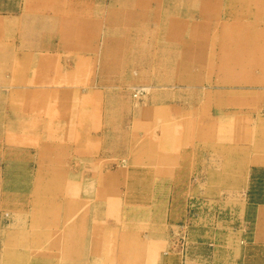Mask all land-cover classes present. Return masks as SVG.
I'll return each instance as SVG.
<instances>
[{"label": "rangeland", "instance_id": "374dc122", "mask_svg": "<svg viewBox=\"0 0 264 264\" xmlns=\"http://www.w3.org/2000/svg\"><path fill=\"white\" fill-rule=\"evenodd\" d=\"M111 130L160 150L194 133L222 165L202 197L172 199L121 171ZM252 152L264 0H0V264H264ZM141 203L175 212L167 247L119 239Z\"/></svg>", "mask_w": 264, "mask_h": 264}, {"label": "crops", "instance_id": "0c3cea01", "mask_svg": "<svg viewBox=\"0 0 264 264\" xmlns=\"http://www.w3.org/2000/svg\"><path fill=\"white\" fill-rule=\"evenodd\" d=\"M186 140L187 143L185 144L183 142L170 149L166 147L164 150H160L152 149L153 146L150 148H135V143L140 141V134L129 130H119L118 132L111 130L100 137L101 145L104 146L106 143L107 149L112 150L113 154L123 158L121 153H124L126 163L123 166L126 167V170L122 168V172H131L135 177L140 174L139 178H135L134 181L168 184L170 198H180L183 202L189 198L202 197L203 194H201L202 191L198 184L212 181V177L217 173L215 168L222 165L219 150L205 149L203 145L197 143L198 138L194 133L189 134ZM162 155L164 157H161ZM248 158L252 161L254 158L262 160L264 156L255 157L252 152ZM229 161V165H236V158L233 160L234 162H231V159ZM1 164L2 162H0V166ZM244 165L254 166L264 165V163L250 162ZM206 167L210 168L208 172ZM213 168L215 171L212 170ZM144 195L147 194H141L143 197ZM149 197L148 194L147 198ZM146 205V203H141L128 207V215L137 223L127 224L128 230L126 228L118 237H120L119 239L123 237L125 240L132 241V243L139 242L138 244H141L146 241L145 245L167 247L170 231H173L177 226V219H173L175 212L169 207L158 213L153 212L154 207L152 205H149L148 211ZM157 215H160V217H157ZM161 262L162 264L165 263L164 258ZM185 264L202 263L188 258L185 260Z\"/></svg>", "mask_w": 264, "mask_h": 264}, {"label": "built area", "instance_id": "2783aa9c", "mask_svg": "<svg viewBox=\"0 0 264 264\" xmlns=\"http://www.w3.org/2000/svg\"><path fill=\"white\" fill-rule=\"evenodd\" d=\"M184 244H185V243H184V237H183V238H181L180 246H181V247H184Z\"/></svg>", "mask_w": 264, "mask_h": 264}, {"label": "bare ground", "instance_id": "6f19581e", "mask_svg": "<svg viewBox=\"0 0 264 264\" xmlns=\"http://www.w3.org/2000/svg\"><path fill=\"white\" fill-rule=\"evenodd\" d=\"M148 87H149V86H148ZM143 89H144V88H143ZM132 166H133V165H132ZM87 187H88V186H87ZM77 218H78V217H77ZM60 238H61V237H60ZM141 245H142V244H141ZM104 249H105V248H104ZM105 251H106V250H105ZM105 251H104V252H105ZM60 256H61V255H60ZM106 257H107V256H106ZM106 257H105V258H106ZM90 258H91V256H90ZM92 258H93V257H92ZM108 258H109V257H108ZM108 258H107V259H108ZM112 258H113V257H112ZM107 259H106V260H107ZM112 261H114V260H112Z\"/></svg>", "mask_w": 264, "mask_h": 264}]
</instances>
